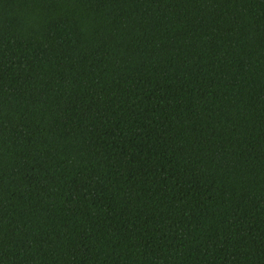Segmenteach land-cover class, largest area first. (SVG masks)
Wrapping results in <instances>:
<instances>
[{
  "label": "trees",
  "instance_id": "trees-1",
  "mask_svg": "<svg viewBox=\"0 0 264 264\" xmlns=\"http://www.w3.org/2000/svg\"><path fill=\"white\" fill-rule=\"evenodd\" d=\"M0 264H264V0H0Z\"/></svg>",
  "mask_w": 264,
  "mask_h": 264
}]
</instances>
